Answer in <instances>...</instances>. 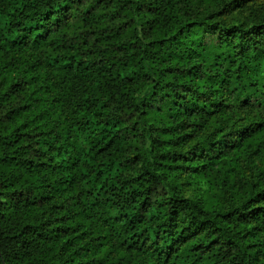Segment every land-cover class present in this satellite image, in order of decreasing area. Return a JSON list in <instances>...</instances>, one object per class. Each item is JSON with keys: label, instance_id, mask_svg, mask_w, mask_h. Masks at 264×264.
<instances>
[{"label": "trees", "instance_id": "trees-1", "mask_svg": "<svg viewBox=\"0 0 264 264\" xmlns=\"http://www.w3.org/2000/svg\"><path fill=\"white\" fill-rule=\"evenodd\" d=\"M80 1L0 0V264H264V14ZM114 105L132 137L105 125L84 156Z\"/></svg>", "mask_w": 264, "mask_h": 264}, {"label": "rangeland", "instance_id": "rangeland-1", "mask_svg": "<svg viewBox=\"0 0 264 264\" xmlns=\"http://www.w3.org/2000/svg\"><path fill=\"white\" fill-rule=\"evenodd\" d=\"M96 2L97 0H81L78 6V15L83 16L86 9H88L91 4L95 5ZM263 14L264 0H238L230 7L228 13L226 12V15L223 18L228 25H235L239 22L245 21L247 18H250L251 15L262 16ZM124 19H127V17L124 15V13L121 12L112 20V23L119 25ZM81 32L83 33V30H81ZM78 41L79 39L76 34H69L68 40L66 42L76 43ZM76 58L83 62H86L89 66H92L96 62L100 61V59L96 58L95 56L88 55L86 51H82L81 54L77 55ZM34 59L36 58L34 57ZM137 94L139 96H150V92H146L145 87H142L137 92ZM90 118L92 121H90L87 130H79L80 150L86 157H88L92 153V150H94L95 148V146L91 143V138L100 134L105 125L113 127L115 130H117V134L119 135L132 137L129 131L130 128L133 127V114H126L116 105L111 106L109 111L104 112L102 115L99 114L97 115V117H95L93 114ZM95 118H99L100 121H95ZM147 141L148 137H145L142 132H139V146L145 148L148 144ZM125 151L128 152V154H136L137 149L135 148V146H132L126 147ZM130 166L131 167L129 169V172L136 173V171L139 172L144 166H146V164L145 162H141L139 160L137 163L133 161ZM179 177V180L181 182V194L191 198H199L202 193L199 189L200 186H191L188 182L187 176L184 174H180ZM200 185H202V183H200ZM166 191V187L164 185H161L156 192L162 194Z\"/></svg>", "mask_w": 264, "mask_h": 264}]
</instances>
